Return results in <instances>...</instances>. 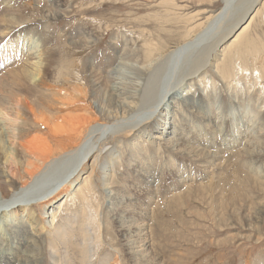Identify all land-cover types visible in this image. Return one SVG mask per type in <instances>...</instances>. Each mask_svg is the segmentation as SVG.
I'll return each mask as SVG.
<instances>
[{"label": "bare ground", "instance_id": "6f19581e", "mask_svg": "<svg viewBox=\"0 0 264 264\" xmlns=\"http://www.w3.org/2000/svg\"><path fill=\"white\" fill-rule=\"evenodd\" d=\"M46 1L54 5L53 0ZM174 1L194 16V29L172 46L149 40L139 51L123 48L117 69L106 66L115 82L106 80V98L101 99L102 85L94 65L85 69L89 77L85 86V76L78 67L51 63L52 58L56 61L50 56L51 43L38 27L23 29L13 37L10 27L20 22L4 11L13 9L14 3L0 0V26L5 25V29L0 28V264H41L39 255L47 240L51 264L62 259L71 264L68 254L62 258L58 248L60 244L67 251L70 243L74 244L67 225H78L79 262L87 264L92 244L88 225H94L102 239L104 207L116 223L127 262L147 264L153 258L148 254L149 207L160 192L159 182L177 190L188 182L201 181L222 167V152L235 147L252 149L262 139L264 113L257 109L264 100L256 110H250L249 103L243 104L237 117L228 115L235 103L230 98L212 108L211 95L199 93L194 109L185 104L179 87L196 80L213 89V83H207L202 75L209 61L214 70L218 65L213 75L222 81L251 71L242 58L248 54L243 44L252 40L243 43L241 38L258 10L263 12L264 0H221L224 7L218 12L211 10L214 0ZM56 14V10L45 11L43 18L49 20ZM263 19L260 29L264 33ZM254 36L253 41L258 40ZM123 69L131 74L127 83L113 77ZM177 84L179 90L173 92ZM157 85L161 97L156 95ZM165 99L167 103L171 100L170 107L163 104ZM258 101L255 99V104ZM189 111L193 125L184 121V112ZM216 147L222 150L211 154ZM159 149L169 151L166 158L157 154ZM98 190L105 204L95 212L91 203H98ZM141 191L142 197H132ZM129 193H133L132 198ZM77 196L83 201V208L81 203V210L73 211L80 212L78 219L61 218L65 222L56 224L62 205H73ZM120 259L112 264H120Z\"/></svg>", "mask_w": 264, "mask_h": 264}, {"label": "rangeland", "instance_id": "374dc122", "mask_svg": "<svg viewBox=\"0 0 264 264\" xmlns=\"http://www.w3.org/2000/svg\"><path fill=\"white\" fill-rule=\"evenodd\" d=\"M11 1L15 7L11 10L6 9L4 13L17 17L20 22L17 26L10 27L9 32H12L13 37L23 29L38 27L41 33L48 36L47 41L49 40L51 43L50 56L54 55L56 60L54 61L52 58L51 63L59 64L60 62L64 67H78V71H81L85 76L82 79L85 86L89 81V77L87 78L84 73L85 69L94 65V70L102 85L101 99L106 98V88L109 85L106 80L109 78L114 81L109 77V67L106 66H110L111 70L117 69L119 55L123 48H133L139 51L141 45L149 40H154L153 44L157 43L156 45L172 46L190 33L197 23L194 16H191L187 10H183L177 3L178 1L174 0L172 2L171 0L170 2L168 0H53L52 4L54 5H49L46 0ZM239 4L237 3V5ZM223 7L221 0H214L211 10L218 12ZM55 10L57 14L51 18L52 20L43 18L45 11ZM260 10L261 8L251 21L250 26H252L250 29L248 28L249 31L247 30V33L243 35L248 38L244 39L242 36V41L240 40L243 43L252 40L243 44V49H246L243 51H247L245 55L248 54L242 55L246 58H242L246 61L242 63L247 65L245 67L249 71L251 68V71L248 74L247 71L239 74L238 77H229L222 81L219 76L213 75L218 65L216 64L214 70L212 61H209L210 66L207 65L202 70V75L207 79V83H213L211 84L214 85L213 89L195 80L191 82L192 85H189L188 81L183 82L181 86L177 84L176 88L172 90L174 92L181 89L179 92L184 96L183 101H186V105L196 106L199 93L211 95L209 102H212V108H217L220 101L225 99L233 100L235 103L227 110L228 115L232 114L231 116L241 113L245 103H249L247 107L251 108L250 110H256L257 106L262 105L261 102L264 100V89H261L264 87V33L262 28L260 29L262 24L260 21L262 22L264 10L262 13ZM24 23L26 26H23ZM19 25L27 28H21ZM4 26H0V28L5 29ZM40 27L43 28L40 29ZM256 31H259L257 35ZM253 36L258 38V40L256 39L258 43L263 39L262 43L257 44L256 40L253 41ZM253 42L256 43L253 44ZM261 44L263 48H261ZM255 45L260 46L261 49L254 48ZM259 49L261 51L257 52ZM251 53L253 56L250 55ZM259 53L260 55H258ZM253 60L255 61L253 62ZM226 64L229 65V62L224 66ZM254 66L259 70H255ZM128 74L123 69L120 73L113 74V77L118 82L127 83V78L131 76ZM157 86L156 95L161 97L160 86ZM257 98L259 99L258 105L255 104ZM167 100L165 99L163 104L167 103ZM170 102L171 100L167 103L169 107L171 106ZM195 106H193L194 109H196ZM257 110H260L261 114L264 113V105ZM184 113L185 123L193 125L192 113L190 111ZM231 137H233L232 134ZM122 143L124 142L122 141ZM145 146L149 148L150 143H145ZM256 146L248 150L235 147L222 152V167L216 170L214 175H208L201 181L188 182L177 190H172L170 186H164L159 182L157 190L160 192L152 199V204L149 207L151 208V221L149 222L148 254L153 258L149 259L147 264H264V180H258L260 177L264 179V134ZM159 150L157 154L162 159L166 158V153L169 154V151L165 149ZM211 150L212 154L215 153V150L221 151L222 148L217 149L216 147ZM123 152L126 154L125 150ZM173 187L178 186L174 184ZM98 192L100 194L98 203L93 199L91 203L95 212L98 211L99 205L103 207L105 204V197L100 193V190ZM129 195L131 197L133 193H129ZM137 195L142 197V191L136 192L132 197L137 198ZM80 201L81 199L77 196L73 205L72 203L62 205L55 220L56 224H62L66 219H72L75 216L78 219L80 212L78 214L76 212L80 209L81 203V209L83 208V201ZM84 206L87 207L88 204ZM75 209L77 211L74 213ZM70 211L73 214H69ZM101 211L104 215L103 223L106 221V228L102 233V239H99L97 228L94 225H88V229L91 230L92 244L87 264H100L103 260L106 262L109 260L108 263L112 264L117 257L118 259L121 257L120 264H129L122 246V238L115 227L116 223L111 222L112 214L107 212L106 207L101 208ZM61 218H65V221ZM67 229L73 233L74 244L71 242L67 251L58 244L61 257L64 258V254L67 253L68 258L72 260L71 264H81L79 262V247L76 246V243L80 242L79 227L78 225H67ZM57 242L59 243L58 240ZM47 245H49L48 240L44 243L39 255L41 264H51L52 262V257H50L52 251L48 250ZM93 248H96L95 251H92ZM91 258L93 259L91 260ZM61 261L62 264L65 263L64 259Z\"/></svg>", "mask_w": 264, "mask_h": 264}]
</instances>
